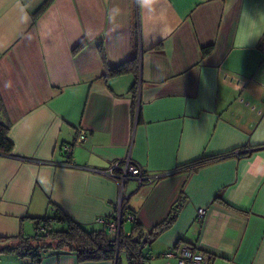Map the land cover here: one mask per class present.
Masks as SVG:
<instances>
[{"label": "crops", "instance_id": "crops-1", "mask_svg": "<svg viewBox=\"0 0 264 264\" xmlns=\"http://www.w3.org/2000/svg\"><path fill=\"white\" fill-rule=\"evenodd\" d=\"M134 56L133 89L131 73L104 78ZM0 100L13 144L0 154V248L56 207L103 228L118 186L92 169L129 156L159 175L126 185L143 231L181 203L147 264H177L182 243L210 264H264V0H0ZM0 264L116 262L9 250Z\"/></svg>", "mask_w": 264, "mask_h": 264}, {"label": "trees", "instance_id": "trees-1", "mask_svg": "<svg viewBox=\"0 0 264 264\" xmlns=\"http://www.w3.org/2000/svg\"><path fill=\"white\" fill-rule=\"evenodd\" d=\"M209 50L210 47H206L202 50V53L205 55ZM138 72L139 60L137 56H134L106 70L104 78L107 79L131 73L136 78L132 87L133 89L137 81ZM0 107L2 108L1 102ZM9 126L8 120L0 122V154H9L13 147L12 142L7 137ZM238 153L244 154L246 152L239 150L237 151ZM68 157L70 158V153ZM221 157L222 155L201 157L192 161L189 165L192 169H196L210 159ZM180 205L181 203L176 204L167 219L157 224L150 231L145 232L135 220L134 212L128 206L127 200H124L122 203V220L118 240L106 232L105 226L101 229H88L56 207L53 215L35 217V232L33 235H21L15 246H2L0 252L18 250L21 254L30 255L36 261L44 251H64L76 254L80 261L114 260L116 264H120V253L123 252L126 256L127 264H147L149 257L144 253L147 248L146 245L157 234L172 224L177 214V207ZM127 213L132 215V219H130L131 232L124 234L122 224L126 220ZM56 224H63V228L54 227ZM3 239L0 237V241Z\"/></svg>", "mask_w": 264, "mask_h": 264}, {"label": "built area", "instance_id": "built-area-1", "mask_svg": "<svg viewBox=\"0 0 264 264\" xmlns=\"http://www.w3.org/2000/svg\"><path fill=\"white\" fill-rule=\"evenodd\" d=\"M86 132L81 128L78 129L75 138V143L82 142L85 139ZM63 150L68 157L71 151V145H63ZM65 164L71 165L72 163L67 160ZM92 170L104 174L114 179L118 186V197L115 203L116 210L111 217L103 218L101 221L105 225L106 232L114 239H119V232L122 220V203L129 198V194L126 192V185L129 181H134L137 188L143 185L150 184L155 181L159 175L149 173L140 164L132 160L129 156L121 159H115L109 163L106 168H93ZM205 209L200 207L197 209V220H201L204 216ZM132 219V215L126 214V220ZM166 257L175 256L172 252H166ZM177 264H210L211 256L203 251L196 250L193 245L182 243L179 245L178 252L176 254Z\"/></svg>", "mask_w": 264, "mask_h": 264}, {"label": "rangeland", "instance_id": "rangeland-1", "mask_svg": "<svg viewBox=\"0 0 264 264\" xmlns=\"http://www.w3.org/2000/svg\"><path fill=\"white\" fill-rule=\"evenodd\" d=\"M131 182H133V181H131ZM130 222H131V221H124L123 223H124L125 226H128V225H130ZM54 227H57V228H63V225L56 224ZM121 261L123 262L122 259H121ZM148 261H149V260H148Z\"/></svg>", "mask_w": 264, "mask_h": 264}]
</instances>
